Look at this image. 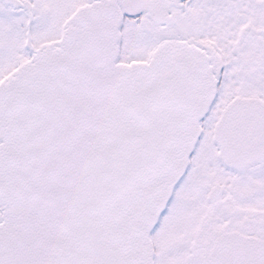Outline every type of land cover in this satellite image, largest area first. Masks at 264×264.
I'll use <instances>...</instances> for the list:
<instances>
[{
  "label": "snow or ice",
  "instance_id": "6c2138e0",
  "mask_svg": "<svg viewBox=\"0 0 264 264\" xmlns=\"http://www.w3.org/2000/svg\"><path fill=\"white\" fill-rule=\"evenodd\" d=\"M0 264H264V0H0Z\"/></svg>",
  "mask_w": 264,
  "mask_h": 264
}]
</instances>
